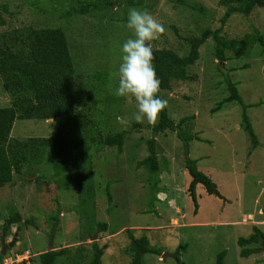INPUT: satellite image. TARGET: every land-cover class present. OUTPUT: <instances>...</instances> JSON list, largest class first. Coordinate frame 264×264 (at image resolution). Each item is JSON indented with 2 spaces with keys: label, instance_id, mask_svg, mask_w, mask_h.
<instances>
[{
  "label": "rangeland",
  "instance_id": "rangeland-1",
  "mask_svg": "<svg viewBox=\"0 0 264 264\" xmlns=\"http://www.w3.org/2000/svg\"><path fill=\"white\" fill-rule=\"evenodd\" d=\"M111 1L116 4L107 12L105 0H0V5L7 7V13H2L5 25L0 26V34L14 29L12 37H16L26 25L63 28L72 41L78 81L84 84L82 88L88 86L97 91V105L91 112L99 131L97 139L111 131L125 134L121 152L114 146L91 145L90 165L60 174L54 172L46 153L40 171L33 173V169L28 171L24 167L21 175L15 174L12 182L0 189V217L12 212V216L19 215L21 220L8 234V240L15 238V244L7 250L8 257L27 251L29 259L25 264H39V253L65 249L55 264H68L71 259H76V264H88L97 247L104 249L101 264H129L128 237L145 235L152 246L163 248V253L177 254L178 245H187L180 252L185 264H214L222 251H225L224 264H264V251L241 257L237 243L257 232L264 234V226L252 223L264 220L263 46L256 43L243 54L226 49L228 60L220 63L214 57L215 42L209 36L200 47L199 59L189 68L192 80L179 81L167 96L163 94L175 123L194 116L187 133L197 134L198 138L189 142L186 151L175 132L156 135L151 129L154 124L147 120L136 122L134 99L113 94L116 83L109 76L118 68L121 46L132 36L125 27L128 9H144L129 5L127 0ZM70 8L73 13L68 17ZM146 10L165 27L159 39L151 42L153 49L165 48L183 55L188 51L184 39L198 37L204 30L216 31L225 7L219 0H149ZM253 29L264 38V8H255L246 16L231 15L220 33L240 39ZM245 66L248 67L240 69ZM87 72H104L108 81L95 83L87 79ZM224 78L237 83L243 104L250 105L245 113L256 137V147H252L243 130L242 105L230 102L210 113L216 103L229 95ZM3 79L0 76V108L9 106L11 100L10 93L3 88ZM28 89L23 85L16 96L26 98ZM108 95L116 98L107 107L108 112H104ZM118 118L127 123H119ZM50 124L51 120H16L10 137L48 138L52 132ZM152 138L158 160L156 171L150 172L137 163L147 156L145 141ZM186 156L212 179L225 202L214 192L207 194L198 184V210L193 214V203L186 193L190 183L184 166ZM151 206L154 208L150 209ZM149 210H156L157 215L148 214ZM55 215L56 225L52 220ZM248 215L253 219H247ZM98 224L105 225V230ZM252 246L260 248L262 244ZM144 264H175V261L170 258L162 263L161 258L149 255Z\"/></svg>",
  "mask_w": 264,
  "mask_h": 264
},
{
  "label": "trees",
  "instance_id": "trees-1",
  "mask_svg": "<svg viewBox=\"0 0 264 264\" xmlns=\"http://www.w3.org/2000/svg\"><path fill=\"white\" fill-rule=\"evenodd\" d=\"M148 1L127 0L129 5L140 6L142 9H147ZM105 4L107 12H110L116 3L105 0ZM219 4L225 7L224 14L218 20L220 27L216 31L204 30L198 37L193 36V38L184 39L188 45L186 54L179 55L175 51L165 48L153 49L155 57L153 64L157 77L161 80V90L158 93L160 98L163 99V94L166 95L173 91L174 86L178 84L177 82L192 80V77L189 76V68L199 59L200 47L209 36L215 42L213 53L220 63L228 60L225 55L226 49L243 54L251 50L256 43L264 48V38L257 30L253 29L251 33L248 30L245 31L248 33L243 34L240 39L236 37L230 39L220 33L231 15H249L255 8H264V0H219ZM84 8L87 9L88 5H84ZM2 13H7L5 4L0 5V26L5 25ZM72 13L73 8H70L67 12L68 17ZM110 21H113V19ZM174 29L177 32V29ZM13 31L14 29L0 34V76L2 79L4 78L3 88L11 96L9 106L0 108V189L9 185L15 174L21 175L24 167L28 171L33 169V173L40 171L46 153L50 155L54 172L60 174L71 172L74 167L90 165L92 161L89 154L91 145H96L99 148L114 146L118 152H121L125 139L124 132L111 131L106 136H100V140L96 137L99 131L96 124H93L91 112H94L97 105L95 100L97 91L90 90L88 86L86 89L82 88L84 84L78 81V74L71 54L70 42L72 41L71 39L68 40L63 28H37L26 25L22 26V31L16 37H12ZM239 32L242 34L241 30ZM216 67L219 69L218 64ZM232 68L233 70L238 69L236 67ZM88 74L87 79L95 83L104 79L108 81V76L104 72L102 74ZM223 81L229 95L216 103L215 108L210 113L216 112L226 103L237 102L242 105L243 130L248 134L252 147H256V137L247 117L248 115L245 113L250 105L243 104L237 90V83H233L227 78H224ZM23 85L29 88L27 91L29 95L24 99L21 96L19 98L16 96ZM115 98L113 95L106 97L103 106L104 112H108L107 107L111 105ZM184 98L188 100V97ZM171 99L178 100L174 97ZM193 119L194 116H187L175 123L166 108L161 112L158 121L151 126V129L156 135L167 131L175 132L187 151L189 142L194 138H198L197 134L187 133L191 130ZM16 120L44 122L51 120V135L48 138L12 139L10 133ZM134 126L140 127L138 125ZM145 144L147 146V156L139 161L137 166L142 167V165H145L150 172L156 171L158 154L155 139L146 140ZM184 166L190 177L186 193L192 200L194 214L198 210V204L196 203L197 185L200 184L209 195H212L217 187L211 178L198 170L196 162L187 156ZM153 208L154 206H151L150 209ZM11 214L12 212L5 218L0 217L2 219L0 229L5 237L9 236L11 227L21 222L19 215L12 216ZM52 220L55 221L54 224L56 225L57 215L53 216ZM98 226L105 230V225L98 224ZM128 234L131 233L128 232ZM128 238L130 239L128 248L129 264H144L149 255L159 257L164 251L163 248L152 246L145 235L141 237L130 236ZM260 239L264 241V234L259 232L248 238H240L237 242L241 249L240 256L248 257L256 252V249H247V247L260 242ZM186 247L187 245L180 244L176 248L175 264H185L180 259V252L185 251ZM103 250V248L95 247L94 256L92 258L87 256L90 259L88 264H101L100 259ZM65 252V249L59 251L50 249L39 253L37 255L38 263L55 264L57 259ZM224 257L225 251L217 254L214 264H224ZM3 259L4 257L0 255V264H4ZM68 264H76V259H71Z\"/></svg>",
  "mask_w": 264,
  "mask_h": 264
},
{
  "label": "clouds",
  "instance_id": "clouds-1",
  "mask_svg": "<svg viewBox=\"0 0 264 264\" xmlns=\"http://www.w3.org/2000/svg\"><path fill=\"white\" fill-rule=\"evenodd\" d=\"M125 27L132 33V36L121 46L120 63L117 70L110 73L109 76V79L116 83L113 94L116 97L134 99L137 111L133 114V119L136 122L140 123L147 120L149 123L155 124L161 112L168 107V101L158 96L161 90V80L157 77L153 64L155 57L151 42L159 39L165 32V27L148 10L138 8L128 9ZM110 87H112L111 84ZM118 122L121 124L127 123L123 118H118ZM157 200L162 201L160 198ZM2 235L4 236L1 231L0 238ZM14 236H16V233ZM8 237L4 236L5 243L9 244L14 241V245L15 238L10 241ZM8 249H11V247ZM261 249H264V243ZM7 250L5 255L2 256L4 257V264H21L29 259L27 251L23 254H14L13 257H8L9 251L7 252ZM163 254L170 253H161L159 258H161L162 263L166 259L172 258L166 257L165 260H162ZM170 255H175V258H172L175 261L177 254Z\"/></svg>",
  "mask_w": 264,
  "mask_h": 264
},
{
  "label": "water",
  "instance_id": "water-1",
  "mask_svg": "<svg viewBox=\"0 0 264 264\" xmlns=\"http://www.w3.org/2000/svg\"><path fill=\"white\" fill-rule=\"evenodd\" d=\"M214 194H215L216 197H218L219 199L224 200V198L220 196V194L217 192V190H214ZM147 213L157 215V211H156V210H149ZM93 239H94V238H93ZM13 243H14V241H12V242L9 243V244H6L5 241H4V236H3V235L1 236V238H0V245H1V251H0V254H1V256H4V255H5L6 250H7L9 247H12ZM262 246H263V243H262ZM166 257H172V258H175V255L163 254V255H162V260H165Z\"/></svg>",
  "mask_w": 264,
  "mask_h": 264
},
{
  "label": "crops",
  "instance_id": "crops-1",
  "mask_svg": "<svg viewBox=\"0 0 264 264\" xmlns=\"http://www.w3.org/2000/svg\"><path fill=\"white\" fill-rule=\"evenodd\" d=\"M161 199V198H160ZM223 202H225L226 200H225V198H224V200H222ZM176 211H179V209H176L175 210V213H178V212H176ZM260 214L262 215L263 213H262V211L260 210ZM260 215V216H261ZM249 218H251V220L253 219V217L251 216V215H248L247 216V219H249ZM260 220V221H259ZM258 221H254V222H252V223H255V226H257V225H259V226H264V220H261V219H259ZM172 222L174 223H176V221L175 220H172ZM259 233H261V232H259ZM263 234V233H262ZM261 237V236H260ZM261 242H263L264 243V241L262 240V239H260V244H261ZM250 246H252V245H250ZM250 246H248V247H250ZM250 249H256L257 251L256 252H254L253 254H257V252H260V251H264V249H261V247L260 248H258V247H250ZM253 254H251V255H253ZM250 255V256H251ZM250 256H248V257H250Z\"/></svg>",
  "mask_w": 264,
  "mask_h": 264
}]
</instances>
